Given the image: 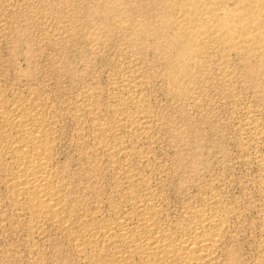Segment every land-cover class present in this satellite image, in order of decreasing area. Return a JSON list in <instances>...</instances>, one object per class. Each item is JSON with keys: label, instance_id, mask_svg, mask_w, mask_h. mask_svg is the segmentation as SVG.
Segmentation results:
<instances>
[{"label": "rangeland", "instance_id": "obj_1", "mask_svg": "<svg viewBox=\"0 0 264 264\" xmlns=\"http://www.w3.org/2000/svg\"><path fill=\"white\" fill-rule=\"evenodd\" d=\"M0 94L46 119L66 219L11 204L0 121V264H85L132 198L173 235L217 209L205 264H264V0H0Z\"/></svg>", "mask_w": 264, "mask_h": 264}, {"label": "bare ground", "instance_id": "obj_2", "mask_svg": "<svg viewBox=\"0 0 264 264\" xmlns=\"http://www.w3.org/2000/svg\"><path fill=\"white\" fill-rule=\"evenodd\" d=\"M181 30L179 26L177 35ZM178 39L176 37V43ZM4 105L0 94V121L5 133L12 134L4 147V158L13 164V172L5 182L9 200L17 208L28 209L32 219L38 217L40 221L55 222L61 227L66 219L61 218L64 207L50 168L52 136L47 131L46 119L39 110L27 112L14 105L11 112H6ZM151 203L147 198H132L130 214H119L96 227H92L93 218L86 220L82 224L83 235L72 238L77 251L84 254L85 264H134L135 259L137 264H205L210 260L225 232L224 216L217 209L207 215L197 214L189 227L173 235L164 224H159L158 213ZM133 219H136L134 226Z\"/></svg>", "mask_w": 264, "mask_h": 264}]
</instances>
